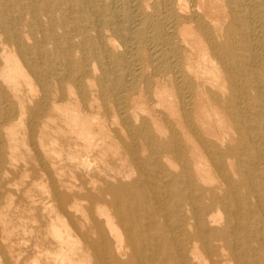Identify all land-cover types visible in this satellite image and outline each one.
<instances>
[{"label": "bare ground", "instance_id": "6f19581e", "mask_svg": "<svg viewBox=\"0 0 264 264\" xmlns=\"http://www.w3.org/2000/svg\"><path fill=\"white\" fill-rule=\"evenodd\" d=\"M18 224L31 264H264V0H0V264Z\"/></svg>", "mask_w": 264, "mask_h": 264}, {"label": "rangeland", "instance_id": "374dc122", "mask_svg": "<svg viewBox=\"0 0 264 264\" xmlns=\"http://www.w3.org/2000/svg\"><path fill=\"white\" fill-rule=\"evenodd\" d=\"M14 240L15 242H17L18 247L24 253V260L21 264H31V259L34 254L32 252V247H30V244L33 242L32 239L31 242L29 241V235L27 236L23 234L22 230L20 229V224L16 226V231H14ZM42 264H45V262L42 261Z\"/></svg>", "mask_w": 264, "mask_h": 264}]
</instances>
